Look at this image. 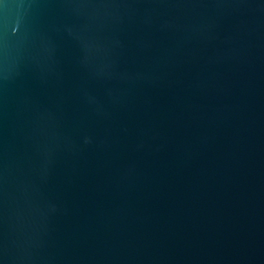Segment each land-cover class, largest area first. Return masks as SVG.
I'll use <instances>...</instances> for the list:
<instances>
[{
  "label": "water",
  "instance_id": "water-1",
  "mask_svg": "<svg viewBox=\"0 0 264 264\" xmlns=\"http://www.w3.org/2000/svg\"><path fill=\"white\" fill-rule=\"evenodd\" d=\"M0 264H264V0H0Z\"/></svg>",
  "mask_w": 264,
  "mask_h": 264
}]
</instances>
